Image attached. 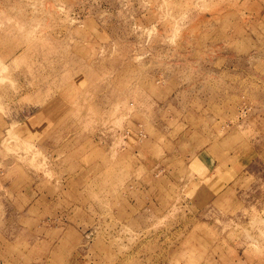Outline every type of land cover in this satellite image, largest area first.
Returning a JSON list of instances; mask_svg holds the SVG:
<instances>
[{"label":"rangeland","instance_id":"374dc122","mask_svg":"<svg viewBox=\"0 0 264 264\" xmlns=\"http://www.w3.org/2000/svg\"><path fill=\"white\" fill-rule=\"evenodd\" d=\"M0 264H264V0H0Z\"/></svg>","mask_w":264,"mask_h":264},{"label":"crops","instance_id":"0c3cea01","mask_svg":"<svg viewBox=\"0 0 264 264\" xmlns=\"http://www.w3.org/2000/svg\"><path fill=\"white\" fill-rule=\"evenodd\" d=\"M224 165H226V163H224V161H221V162L219 163V165L217 166L216 173H217V170L219 169V167H220V166L222 167V166H224ZM215 168H216V167L214 166V168H213V169L211 168L210 171H214ZM215 176H216V175H215ZM216 177H218V175H217ZM209 178H210V180H208ZM209 178H207V180H203V181H205V183H209V182L212 180V178L214 179L213 176H211V177L209 176ZM203 181H202V182H203Z\"/></svg>","mask_w":264,"mask_h":264},{"label":"bare ground","instance_id":"6f19581e","mask_svg":"<svg viewBox=\"0 0 264 264\" xmlns=\"http://www.w3.org/2000/svg\"><path fill=\"white\" fill-rule=\"evenodd\" d=\"M3 69H4V68H3ZM217 146H218V145H215V146H214V149H217ZM219 150H220V149H219ZM207 151H208V150H207ZM225 166H226V165H224V166H222V167H221V166L219 167V169L217 170L216 176H217V175H219V176L221 175V173L223 172V169H225V168H224ZM218 173H219V174H218Z\"/></svg>","mask_w":264,"mask_h":264}]
</instances>
